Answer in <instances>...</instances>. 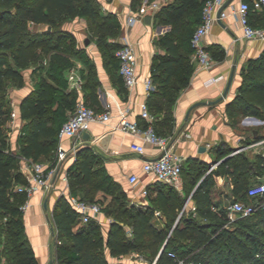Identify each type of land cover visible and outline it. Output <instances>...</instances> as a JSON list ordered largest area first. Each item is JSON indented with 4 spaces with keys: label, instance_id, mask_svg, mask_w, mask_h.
Masks as SVG:
<instances>
[{
    "label": "trees",
    "instance_id": "1",
    "mask_svg": "<svg viewBox=\"0 0 264 264\" xmlns=\"http://www.w3.org/2000/svg\"><path fill=\"white\" fill-rule=\"evenodd\" d=\"M205 1L172 0L156 10L157 21L169 25V29L157 38L164 53L155 54L152 61L151 78L155 88L151 93L166 96L170 89L188 85L194 71L190 39L201 20ZM131 4L136 9L140 2L132 0ZM76 17L107 28L110 35L114 34L112 26L119 28L115 15L101 14L96 0H0V234L5 235L2 251L7 264H39L23 221L21 205L26 193L17 191L14 185L26 182L18 170L19 158L39 160L40 156L55 151L60 128L75 108L76 95L68 89L67 78L68 70L75 64L71 55L74 38L63 23ZM31 25L41 28L35 30ZM38 49L48 61L46 66L41 61L39 67L45 66L44 74L21 100L19 111L24 123L17 136L19 148L13 150L2 125L9 113L5 78L13 76L21 83V70L39 59ZM84 52L80 56L88 64ZM110 56L118 61L115 52ZM90 67L88 83L94 77ZM241 76L242 82L228 108L233 106L237 113L264 117V51L247 60ZM172 101L170 96L166 101L170 105L169 118ZM155 104V112H162V108L168 111ZM228 149L219 157L226 155ZM54 163L52 159L49 166ZM97 163L90 147L77 148L76 158L67 172L70 192L76 194L75 185H79L85 188V193L102 190L113 196L118 190L126 197L120 183ZM208 167L206 162L195 160L188 166L185 191L191 192L194 210L183 208L185 196L172 188L164 191L160 187L144 205L117 206L116 210L126 221L113 217L106 234L95 218L74 229L78 212L62 195L53 220L59 236L67 237V241H55L56 261L58 264H112L108 255L120 258L132 250H147V260L132 259L118 264H264V206L259 204L250 215L241 216H255L254 221L235 220L232 224L226 209L234 200L264 203V194H248V188L255 184L252 177L264 175V157L258 155L251 160L244 153H233L210 171ZM217 176L230 181L229 199L215 197L213 187ZM118 197L115 196L116 201ZM90 199L93 201V197ZM101 207L112 212L109 206Z\"/></svg>",
    "mask_w": 264,
    "mask_h": 264
},
{
    "label": "crops",
    "instance_id": "2",
    "mask_svg": "<svg viewBox=\"0 0 264 264\" xmlns=\"http://www.w3.org/2000/svg\"><path fill=\"white\" fill-rule=\"evenodd\" d=\"M156 1L162 6L172 0ZM239 1L232 0L225 7L228 15L221 19V22L217 19L205 36L206 45L213 58L212 66L201 67L193 61L192 53H190L194 71L188 85L178 90L170 89L166 96L151 93L147 97L150 112L156 111L155 103L164 107L169 96L173 99L170 118L163 113L164 109L162 108V112H157L153 126L158 134L170 138L172 150L185 157L182 172L186 175H188L189 164L194 160L206 162L209 165L207 171H210L216 167L220 160L233 153H244L251 160L258 155L264 157V117L243 115L235 112L233 106L228 108V104L242 82V67L246 65L249 58L257 57L264 51L262 40L244 37L238 17L231 12V7L237 6ZM247 1L252 2V0ZM96 2L104 15L109 13L115 15L121 31L119 43L121 44L124 36L134 42L138 55L139 81L131 88L126 87L118 72V61L113 56L94 54L88 64L82 59L75 62L71 68L75 69L76 75L80 76L82 82L79 86L72 85L70 68L67 72L68 89L74 91L76 99L82 98L89 106L99 110L109 108L113 117L109 123L93 122L87 130L64 137L61 144L65 148H70L72 145H76L77 148L90 147L97 156V165H103L107 172L120 183L131 203L136 204L140 201L142 196L138 193L139 187L141 184H146L148 191L153 190L154 195L160 187L164 191L172 188L178 195L186 197L183 208L194 210L191 192L189 194L185 192L186 176L184 181L183 174H181V182L176 186L165 182L159 183V180L151 173L143 171L144 160L157 157L159 148L145 142L139 135L111 127L119 121L118 114L122 111H125V117L129 121H135L142 127L146 125V120L140 114L139 106V103L146 98L143 79L151 76L155 54L164 53V49L157 43V38L169 29V25L157 21L156 10H147L141 20L127 25L126 18L129 12L136 11L137 13L141 6L149 2L148 0H142L136 9L132 8V0H96ZM147 15L150 16L149 22L146 21ZM249 19L253 26L264 28V9L251 8ZM31 28L38 30L41 26L31 25ZM37 57L39 59L36 62L21 70V83L13 76L5 78L9 113L2 125L13 150L19 148L17 136L24 123L19 111L21 100L31 92L38 78L44 74V68L48 61V57L43 56L39 49ZM41 61L45 65L42 68L39 67ZM91 65L94 69V77L91 83H88V70ZM212 77L216 80L209 81ZM228 83V90L220 101L207 103L209 100L221 96ZM197 102L199 104L190 109ZM131 142L143 143L144 152L139 154L132 151ZM227 148H230L228 153L219 157L220 153ZM56 155L57 151L55 150L50 154L40 156L39 160L48 165L52 159L56 160ZM30 160L21 156L18 162V170L23 173L26 181L28 172L25 166ZM72 162V156L68 155L60 162L59 172L55 179L52 178L48 188L40 189L30 196L24 197V200H28L29 203L23 212L26 236L35 251L39 264H58L55 259V241L57 239L63 243L67 241V237L59 236L53 214L58 199L62 195L67 198V194L71 193L69 182L66 185L62 176L68 172ZM185 169L187 170L185 171ZM131 173L139 175L140 184L133 185L129 182L128 176ZM261 177V174H256L252 178H257L259 181ZM18 184L20 183L15 184L14 187H17ZM75 187L77 193L74 195L80 197L81 190L79 188L83 190V186L75 185ZM230 189L229 180L222 176L216 177L213 187L216 198L229 199L227 196ZM111 197V194H105L102 190H95L93 201L99 202L103 207H111ZM109 214L106 209L102 208L101 212L94 217L100 222L104 234L113 219ZM156 214L160 215V211H156ZM82 223L78 220L73 228L76 229ZM4 238V233H1V259H5L2 251ZM123 257L124 255L120 258L108 255L110 262V258L117 260L116 264L119 261H127ZM132 259L137 260L138 258Z\"/></svg>",
    "mask_w": 264,
    "mask_h": 264
},
{
    "label": "built area",
    "instance_id": "3",
    "mask_svg": "<svg viewBox=\"0 0 264 264\" xmlns=\"http://www.w3.org/2000/svg\"><path fill=\"white\" fill-rule=\"evenodd\" d=\"M224 2L225 0H206L202 9L201 20L192 32L190 41L193 51L191 57L193 61L201 67L208 68L213 64V58L206 45L205 36L209 33L213 23L218 18L223 19L228 15V11L224 8L221 10L220 16H217V12ZM160 7L161 5L156 0H152L141 6L137 10V13L136 11L129 12L126 18L127 25H132L136 21L141 20L147 10H157ZM250 8L264 9V0H252L251 3L247 0H240L237 6L231 7V12L238 17L245 38L258 39L264 42V28L255 27L250 23ZM115 56L119 61L118 72L122 77L124 85L128 88L133 87L139 81V74L137 71L138 55L134 42L129 40L127 36H124L123 41L115 50ZM70 73L72 76V85L79 86L82 82L80 76L76 75L74 68H71ZM215 80L216 78L212 77L209 81ZM143 82L146 91V98L139 103V106L140 114L146 120V125L142 127L135 121H129L125 117V111H122L118 114L120 118L119 121L111 125V127L113 129L132 132L133 134L141 136L145 142L156 145L159 148V155L155 158L144 160L142 165L143 171L151 173L161 182L178 186L181 182V172L185 157L171 149L169 137L160 135L156 132L153 126L155 117L150 112L147 103V97L155 88V85L151 76L144 78ZM112 117L113 115L109 108L99 110L87 105L82 98L77 99L73 112L68 116L60 128L55 163L49 166V164L45 165L40 160L28 161L25 166L28 172V180L25 183L18 184L16 190L19 192H25L27 196H30L35 191L48 188L51 185V180L55 172L59 168L60 162L68 155L72 156L73 160L76 158V145H72L70 148H65L61 144L63 138L87 130L93 122L109 123ZM130 148L132 151L139 154L144 152L143 143L131 142ZM62 180L66 185L68 184L67 173L62 176ZM128 180L133 185L140 184L139 175L137 173L129 174ZM138 193L140 196L147 195L148 189L146 184L140 185ZM248 194L250 196L264 194V175L260 178L259 182L248 188ZM67 199L72 207L78 212L79 220L81 222H86L91 218H94L102 210L101 204L97 201L83 199L71 193L67 194ZM28 205V200L21 205L23 212ZM257 207L258 204L256 203L234 200L228 203L226 209L228 217L232 219L236 215H250ZM170 254L173 255L172 252H170ZM0 264H7L6 260L0 258Z\"/></svg>",
    "mask_w": 264,
    "mask_h": 264
},
{
    "label": "rangeland",
    "instance_id": "4",
    "mask_svg": "<svg viewBox=\"0 0 264 264\" xmlns=\"http://www.w3.org/2000/svg\"><path fill=\"white\" fill-rule=\"evenodd\" d=\"M139 2H141L142 0H138ZM97 3V2H96ZM97 5H99L97 3ZM99 7V6H98ZM101 14H103V11L100 10ZM63 27L68 30L71 34L72 37L74 38V40L72 41L73 44V50L71 51V55L74 59L75 62L79 61L81 59L80 56V52H82L83 50L84 52V57L88 58V60H92V56L94 54L97 55H103V56H110L113 54V52H115L116 48L120 45L119 43V39H120V35H121V31L119 28L112 26V28L114 29V34H109L108 33V29L104 28V27H100L97 25H92L91 23H89L86 19H79V18H71L66 20L63 23ZM88 39V44L84 43V40ZM91 71L94 73V69H92V65H91ZM167 102H165L164 107L167 108L168 111H164L163 113L168 116L169 113V108H168ZM172 107V105H171ZM152 113V112H151ZM154 116L157 115V112L153 111L152 113ZM184 169V167H183ZM187 169H185L186 171ZM182 178L185 181V176L186 179L188 178L189 175H186L185 173L182 172ZM258 181L257 178H252V183H256ZM80 191V196L83 197L84 199H90L92 197H94V190L90 191V193H85L83 192V190L85 191V188L82 190L81 188H79ZM186 192V191H185ZM118 195V200L116 201L115 196ZM154 192L149 191L148 195L146 196H142L141 199H139L140 201L137 202L136 204L138 205H144L148 202H150L149 197L153 196ZM92 200V199H90ZM94 200V199H93ZM253 202H256V204H261L264 205L263 201L262 202H258V200H254ZM131 204V200L126 196V197H122L119 193V191H116L115 195H113L111 197V202H110V206H111V210L112 212L109 214V216L112 217H118L119 219H121L122 221H126V217L124 215H122V213L119 212V210H116L117 206L119 205H123V206H130ZM256 219L255 216H249V217H241L240 215H236L231 219V224L235 221H244V222H252ZM127 230L129 231V227L128 225H126ZM149 257V252L147 250H132L130 251L128 254L124 255V259L129 261L132 258H138L139 260H147ZM111 262L113 264H116L117 260L115 258H110Z\"/></svg>",
    "mask_w": 264,
    "mask_h": 264
},
{
    "label": "water",
    "instance_id": "5",
    "mask_svg": "<svg viewBox=\"0 0 264 264\" xmlns=\"http://www.w3.org/2000/svg\"><path fill=\"white\" fill-rule=\"evenodd\" d=\"M231 1H232V0H225V2L220 6V8H219V10H218V12H217V16H218V17L220 16V12H221V10L224 9V8H225V7L231 2ZM149 17H150L149 15L146 16V21H147V22H149ZM218 21L221 22V19L218 18ZM85 43H86V44L88 43V39H85ZM228 87H229V83H228L227 87L225 88V91L223 92V94H222L221 96H219L217 99L209 100L207 103H214V102L220 101V100L223 98V95L226 94V91L228 90ZM198 104H199V102H197L196 104H194L193 106H191L190 109H191L192 107H194L195 105H198ZM190 109H189V111H190ZM189 111H188V113H189ZM58 172H59V168H58L57 171L55 172L53 179L56 178ZM164 245H165V243L163 244L162 248L164 247Z\"/></svg>",
    "mask_w": 264,
    "mask_h": 264
}]
</instances>
